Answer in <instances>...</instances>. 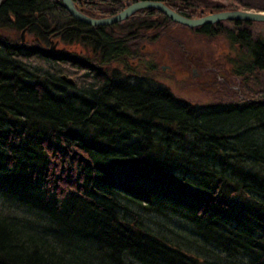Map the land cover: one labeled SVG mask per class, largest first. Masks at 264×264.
<instances>
[{"label":"trees","instance_id":"16d2710c","mask_svg":"<svg viewBox=\"0 0 264 264\" xmlns=\"http://www.w3.org/2000/svg\"><path fill=\"white\" fill-rule=\"evenodd\" d=\"M74 1L101 18L143 0ZM159 1L192 18L264 11V0ZM258 23L190 28L242 50L231 72L254 86L198 105L159 85L148 59L133 62L139 39L178 24L159 10L99 27L63 0H4L0 264H264Z\"/></svg>","mask_w":264,"mask_h":264},{"label":"rangeland","instance_id":"374dc122","mask_svg":"<svg viewBox=\"0 0 264 264\" xmlns=\"http://www.w3.org/2000/svg\"><path fill=\"white\" fill-rule=\"evenodd\" d=\"M252 27L256 33L264 35V24H253ZM162 35L156 41L151 36L145 42L139 39L135 43L133 62L138 56L148 59V64L155 68V81L170 88L177 98L198 105L217 100L232 101L227 96L228 89L232 94L233 90H241V87L245 90L254 87L251 81L244 82L245 76L231 72L229 63L241 59L244 53L224 35L207 37L179 24ZM162 66L167 67L166 70ZM241 96V100L251 98L245 93ZM2 200L0 210L7 209L4 206L7 203Z\"/></svg>","mask_w":264,"mask_h":264},{"label":"water","instance_id":"95a60500","mask_svg":"<svg viewBox=\"0 0 264 264\" xmlns=\"http://www.w3.org/2000/svg\"><path fill=\"white\" fill-rule=\"evenodd\" d=\"M4 0H0V7ZM63 6L69 10L72 17H74L79 22H83L87 25L92 26H112V24L121 23L124 20L129 19L135 13L143 10V9H157L164 15L166 14L174 23L181 24L183 26L189 28H198L200 26L209 25V24H216L221 21H247V22H264V11L259 12L254 9L251 10H229V11H220L219 13H211L203 17H186L180 12L175 11L170 5L166 2H162L159 0H143L133 2L127 8L123 9L120 13L111 15L110 17H101L96 18L93 16H89L83 10L76 6L74 0H63ZM26 31L22 33V39L24 40V35ZM55 49L54 47L50 48ZM49 50V51H51ZM164 70L167 67L162 66ZM63 79L68 82L69 84H75L73 78H69L68 76L64 75Z\"/></svg>","mask_w":264,"mask_h":264},{"label":"flooded vegetation","instance_id":"af4514ba","mask_svg":"<svg viewBox=\"0 0 264 264\" xmlns=\"http://www.w3.org/2000/svg\"><path fill=\"white\" fill-rule=\"evenodd\" d=\"M93 65H95V63H92Z\"/></svg>","mask_w":264,"mask_h":264}]
</instances>
